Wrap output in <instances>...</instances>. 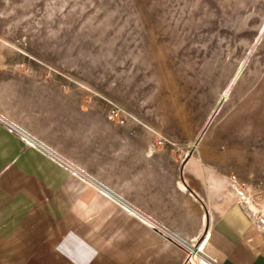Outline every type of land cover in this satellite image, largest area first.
Here are the masks:
<instances>
[{
    "label": "rangeland",
    "instance_id": "obj_1",
    "mask_svg": "<svg viewBox=\"0 0 264 264\" xmlns=\"http://www.w3.org/2000/svg\"><path fill=\"white\" fill-rule=\"evenodd\" d=\"M262 76L264 0H0V80L28 125L105 180L122 149L127 163L150 140L178 160L213 110L199 140L263 112Z\"/></svg>",
    "mask_w": 264,
    "mask_h": 264
},
{
    "label": "crops",
    "instance_id": "obj_2",
    "mask_svg": "<svg viewBox=\"0 0 264 264\" xmlns=\"http://www.w3.org/2000/svg\"><path fill=\"white\" fill-rule=\"evenodd\" d=\"M257 85L264 92V76ZM14 91L12 79L0 80V117L85 179L0 123V264H184L183 244L203 239L201 253L222 255V264H264L257 223L264 216V110L207 130L178 160L155 156L150 140L133 147L127 163L122 149L114 181L64 156L28 125L30 106ZM222 128L246 139L243 151L215 137Z\"/></svg>",
    "mask_w": 264,
    "mask_h": 264
},
{
    "label": "bare ground",
    "instance_id": "obj_3",
    "mask_svg": "<svg viewBox=\"0 0 264 264\" xmlns=\"http://www.w3.org/2000/svg\"><path fill=\"white\" fill-rule=\"evenodd\" d=\"M236 75V74H235ZM236 79H237V75L236 76H234L231 80H230V82H229V84H228V86L225 88V90H224V92H222V94H221V98H223V99H225L227 96H228V94H229V92H230V89H231V87H232V85L236 82ZM217 110V109H216ZM215 113V110H213L212 112H210L208 115H207V117L205 118V120H204V122H203V124H202V126H201V129H200V132H199V134L197 135V137H196V140H195V142H193V143H190V145H192V146H195V144H196V141L197 140H199L200 138H201V136H202V134L204 133V131L207 129V127L209 126V124L211 123V121H212V119H213V117H214V114ZM0 119H2V120H4L2 117H0ZM6 121V120H5ZM8 122V121H7ZM9 123V122H8ZM9 124H11L13 127H15V128H18L19 130H21L22 131V135H23V137H24V139L25 140H27V141H34L33 139H31L27 134H26V132L25 131H23L21 128H19L18 126H16V125H14V124H12V123H9ZM36 142V141H35ZM37 143H39V144H41L44 148H45V150L48 152V153H50V155H54L55 157H57L61 162H62V164L63 165H65L67 168H69L70 169V171L72 172V174L74 175V176H78L81 180H84L85 179V175L82 173V172H80L79 170H76V169H74L71 165H69L64 159H62L58 154H56L55 152H52V150H50L47 146H45L44 144H42V143H40V142H37ZM88 183V182H87ZM91 183V182H90ZM94 185V184H93ZM96 185V184H95ZM99 188H101V187H99ZM103 191V190H102ZM101 192V191H100ZM105 192H107V191H105ZM104 191L103 192H101L104 196H106V197H108L110 200H112V201H114L115 202V199H112V197H110L109 195H107L106 193H105ZM245 200V199H244ZM117 201V200H116ZM246 201V203H251L250 201H249V199L248 200H245ZM124 207V206H123ZM127 211H129V212H131V213H133V214H136V212L134 211V210H130L128 207H124ZM147 220V219H146ZM150 223V222H149ZM204 240V239H203ZM203 240L201 241V242H197V243H195V244H189L188 243V247H189V249L191 250V253H190V260L191 259H193V258H195L194 256H197L198 257V259L199 260H202L201 262L202 263H205L206 262V264H211L210 263V261L208 260V259H206L205 257H203L202 256V254H200L201 253V248H202V245H203ZM191 262H192V260H191ZM193 263V262H192Z\"/></svg>",
    "mask_w": 264,
    "mask_h": 264
},
{
    "label": "built area",
    "instance_id": "obj_4",
    "mask_svg": "<svg viewBox=\"0 0 264 264\" xmlns=\"http://www.w3.org/2000/svg\"><path fill=\"white\" fill-rule=\"evenodd\" d=\"M0 123L4 124V126L7 128L8 131L18 133L20 135V137L22 138V140L28 146L35 148L36 150L40 151L43 154L49 155L52 159L56 160V162H58L59 164H62V162L57 157H55L54 155H50V153H48L41 144H39V143H37L35 141H27V140H25L23 135H22V131L19 130L18 128L13 127L7 121L2 120V119H0ZM257 223H258L259 228H261V229L264 228V216L263 215L259 214L257 216ZM183 246H184V248L186 250V258H185L184 264H193L191 262V260H190L191 250L188 247V243H184ZM200 254H202L206 259H208L211 264H222V260H221L222 255H217L216 257L212 258V257H210V256H208V255H206L204 253H200Z\"/></svg>",
    "mask_w": 264,
    "mask_h": 264
}]
</instances>
